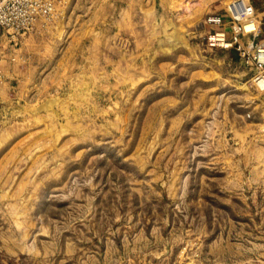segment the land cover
Segmentation results:
<instances>
[{"label":"rangeland","instance_id":"1","mask_svg":"<svg viewBox=\"0 0 264 264\" xmlns=\"http://www.w3.org/2000/svg\"><path fill=\"white\" fill-rule=\"evenodd\" d=\"M230 1L65 0L0 28V264H264V104L205 39Z\"/></svg>","mask_w":264,"mask_h":264},{"label":"built area","instance_id":"2","mask_svg":"<svg viewBox=\"0 0 264 264\" xmlns=\"http://www.w3.org/2000/svg\"><path fill=\"white\" fill-rule=\"evenodd\" d=\"M65 0H0V28L10 38L28 31L36 19L52 20L64 7ZM254 12L242 0H232L222 13L210 14L204 20L211 25L205 35L210 47L231 48L250 71L249 88L259 93L264 104V38L256 40Z\"/></svg>","mask_w":264,"mask_h":264}]
</instances>
